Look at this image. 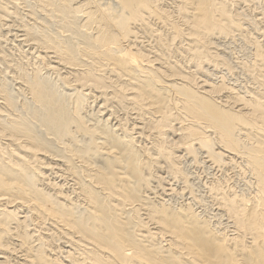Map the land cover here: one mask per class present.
Returning <instances> with one entry per match:
<instances>
[{
	"label": "bare ground",
	"instance_id": "bare-ground-1",
	"mask_svg": "<svg viewBox=\"0 0 264 264\" xmlns=\"http://www.w3.org/2000/svg\"><path fill=\"white\" fill-rule=\"evenodd\" d=\"M29 1L0 0V264H264L256 0ZM188 163L248 179L212 218Z\"/></svg>",
	"mask_w": 264,
	"mask_h": 264
},
{
	"label": "rangeland",
	"instance_id": "rangeland-1",
	"mask_svg": "<svg viewBox=\"0 0 264 264\" xmlns=\"http://www.w3.org/2000/svg\"><path fill=\"white\" fill-rule=\"evenodd\" d=\"M32 1H34V0H32ZM32 1L30 0L29 2H32ZM260 1H262V0H259V1L256 0L255 2H257V3L254 4L255 6L253 5V2L251 3L252 5H250V7H249V12H248V13L251 12V13H250V14H251V15H250L251 17H253V16L255 17L256 15H257V18H259V19H262V16L264 17V15H262V13H263V12H262V9H264V8H262V7H263V4H262V2H260ZM23 5H24V4H23ZM23 5H22V6H23ZM258 5H259V7L261 6L260 9H259ZM24 6H25V5H24ZM24 6H23L22 8L24 9V12H27L26 9H28V8H27L26 6H25V7H24ZM253 7H254V9H253ZM257 9H258V10H257ZM25 10H26V11H25ZM252 10H253L254 12H253ZM256 10H257V12H256ZM259 10H261V13H260V14H259V12H260ZM253 13H255V14H253ZM256 13H257V14H256ZM262 20H263V22H264V18H263ZM251 22H252V21H251ZM251 22L249 21L248 23H251ZM262 24L264 25V23H262ZM248 25H249V28H250L251 26H252V27L254 26L253 23H252L251 26H250V24H248ZM252 27H251V28H252ZM263 27H264V26H263ZM14 31H15V30H14ZM259 37H260L259 39H260V40L263 39L262 41L264 42V36H263V38H262L261 35H260ZM261 38H262V39H261ZM238 39H239V41H236V40H237V39H236V40H235V43H232V42H231L232 44L230 43V44L228 45L229 47H227L228 50L226 49L227 52L229 51V53H230V54H228V56L230 55L229 58L232 59V60L230 59V61H231V63H232L233 70H234L232 75L236 76L235 78L239 77V78H237V80H239V83L241 82V83H243V84H244V83L246 84L247 82H249V83L251 84L250 80H248V79H249V76H247L246 72L243 71V69H242L243 72H242V71L240 72V70H241V68H240V67H241V66H240L241 63H239V62H241V61H243V60H245V59H248V57L250 58V57L252 56V54H248V53H253V49H252L250 46H249L250 48L247 46L248 49L251 50V51H247L248 49L246 48V44H244V43L242 42L243 40L240 41V38H238ZM241 42H242V43H241ZM240 44H241V45H240ZM243 46H244L245 49H247L246 51H244ZM236 47H237V48H236ZM235 48H236V49H235ZM242 49H243V50H242ZM234 50H235V51H234ZM243 51H244V52H243ZM232 52H233V53H232ZM236 52H237V53H236ZM239 52H240V53H239ZM245 53H247V56H248V57L246 56ZM244 54H245V55H244ZM233 55H234L235 57L237 56V58L231 57V56H233ZM238 55H239V56H238ZM243 55H244V56H243ZM15 56H17V58H18V56H19L18 53H17V55L15 54ZM245 56H246V57H245ZM239 57H240V58H239ZM242 57H243L244 59H243ZM238 58H239V59H238ZM18 59H19V58H18ZM236 59H237V60H236ZM232 61H234L235 63L232 62ZM238 61H239V62H238ZM233 63H234L235 65H233ZM238 63H239V64H238ZM236 64H238V65H236ZM234 66H236V67L238 66L239 69H238V68L236 69ZM235 70H236V71L238 70V71L236 72ZM239 72H240V74H239V76H238V73H239ZM241 73H244V74H241ZM6 74L8 75L7 72H6ZM6 74H5V75H6ZM240 75H241L242 77H241ZM52 76H53V75L51 74V77H52ZM53 77H54V76H53ZM245 77H246V78H245ZM241 79H243V80H241ZM246 81H247V82H246ZM241 83H240V84H241ZM249 83H247L248 85H247V84H246V85L249 86V85H250ZM245 84H244V85H245ZM190 165H191V164H189V163L187 164L188 168L190 167V170H189V171H190V173H191V176L193 175L192 177H193V178H196L195 180L193 179L192 181H194V182L196 183V185H198V184L200 185V186L198 185V189H196V191H197V190H200V191H199V192H196V193H198V195H199V193H200V195H203V197L199 195L200 197L203 198V200H204V198L206 197L205 200H204V201L206 202L205 204L207 205L206 210L208 209L207 213L210 214L211 217L213 216L212 218H214V214L216 213V210L218 209V205H217L216 202L213 200V197H211L212 199H210V196H212V195L210 194L211 191H209V192L207 191V189L209 190V186H208V185H209L213 180H215V179L217 178V176H218V177H223V176H224L225 178H228V182H229V183H230V181H232V182L230 183L231 185L233 184L234 187L237 186L236 189H240V188H243V186H244V184H245V181H244V180L248 179V178H247V175H244V174H245L244 172H241V173H242L246 178L243 177L242 174H240L239 171H242V169H241L238 165L235 166V167L233 166V168H235V169H233V168L231 167V168H232V171H233L234 173L230 170V167H229V169H224V170H225V172H224V171H220V170H218V169H217V170H215V169L210 170V169H208V168L206 169V167H204L202 164H199V166H197L196 164H192V165H193L192 167H191ZM195 165H196V166H195ZM200 165H202L204 168H203L202 166H200ZM204 169H206V171H205ZM237 169H239V171H238ZM240 169H241V170H240ZM213 170H214L215 172H217L218 174H217V173L214 174L215 172H214ZM229 170H230V171H229ZM234 170H235V171H234ZM227 171H228V173H227ZM236 172H237V175H235ZM206 173H207V174H206ZM209 173H210V174H209ZM224 173H225V174H224ZM229 173H230V174H229ZM238 173H239L241 176H240ZM205 174H206V175H205ZM208 174H209L210 176H211V175H213V176L210 178V176H209ZM219 174H220L221 176H220ZM194 175H195V176H194ZM197 175H198V176H197ZM207 175H208V176H207ZM215 175H216V177H214ZM222 175H223V176H222ZM227 175H229V176H227ZM238 175H239V176H238ZM199 176H201V178H198ZM232 176H233V177L235 176L234 180H233V177H232ZM236 176H238V178H237ZM229 177H231L232 180H229V179H231V178H229ZM241 177H243V178H241ZM212 178H213V179H212ZM210 179H211V180H210ZM238 179H239V180H238ZM196 180H197V182H196ZM198 180H199V181H198ZM201 181H202V182H201ZM204 181L207 182V183H205ZM234 181H235V182H234ZM238 181H240V183H241L242 185H240V183H239ZM241 181H242V182H241ZM236 182H237L238 184L235 185ZM204 183H205V184H204ZM206 184H207V185H206ZM203 185L206 186V187H205V190H204V186H203ZM207 186H208V188H207ZM240 186H241V187H240ZM200 187H201V188H200ZM202 188H203V190H202ZM201 190H202V192H201ZM205 193H206V195H205ZM207 195H210V196H207ZM204 196H205V197H204ZM207 198H209L210 200H212V204H211V201H210L209 199H207ZM180 200H183V199H180ZM180 200H178V202H179ZM180 202H181V201H180ZM208 202H210V204H209ZM207 203H208L209 205H208ZM214 203H215V204H214ZM210 205H211V206H210ZM214 205H215V206H214ZM210 207H211V208H210ZM204 208H205V205H204ZM209 209H210V210H209ZM211 210H212V213H211ZM209 211H210V213H209ZM211 214H212V215H211ZM216 219H218L217 216H215V219H214V220L212 219V220H213V221H216Z\"/></svg>",
	"mask_w": 264,
	"mask_h": 264
}]
</instances>
